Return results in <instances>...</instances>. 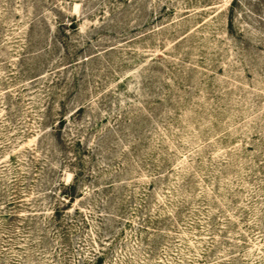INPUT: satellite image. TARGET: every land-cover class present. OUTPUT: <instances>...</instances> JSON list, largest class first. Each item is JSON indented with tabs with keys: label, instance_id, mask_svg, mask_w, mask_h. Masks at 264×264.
Wrapping results in <instances>:
<instances>
[{
	"label": "rangeland",
	"instance_id": "rangeland-1",
	"mask_svg": "<svg viewBox=\"0 0 264 264\" xmlns=\"http://www.w3.org/2000/svg\"><path fill=\"white\" fill-rule=\"evenodd\" d=\"M0 264H264V0H0Z\"/></svg>",
	"mask_w": 264,
	"mask_h": 264
},
{
	"label": "trees",
	"instance_id": "trees-1",
	"mask_svg": "<svg viewBox=\"0 0 264 264\" xmlns=\"http://www.w3.org/2000/svg\"><path fill=\"white\" fill-rule=\"evenodd\" d=\"M72 188H73V187H72ZM72 188H71V189H72Z\"/></svg>",
	"mask_w": 264,
	"mask_h": 264
}]
</instances>
